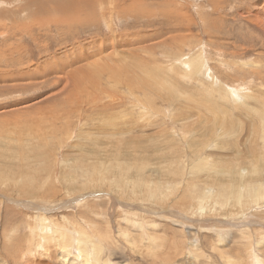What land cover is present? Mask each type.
Masks as SVG:
<instances>
[{
    "label": "rangeland",
    "instance_id": "1",
    "mask_svg": "<svg viewBox=\"0 0 264 264\" xmlns=\"http://www.w3.org/2000/svg\"><path fill=\"white\" fill-rule=\"evenodd\" d=\"M0 264H264V0H0Z\"/></svg>",
    "mask_w": 264,
    "mask_h": 264
},
{
    "label": "bare ground",
    "instance_id": "2",
    "mask_svg": "<svg viewBox=\"0 0 264 264\" xmlns=\"http://www.w3.org/2000/svg\"><path fill=\"white\" fill-rule=\"evenodd\" d=\"M193 61V60H192ZM190 64V63H189ZM189 66V65H188ZM190 67V66H189ZM189 69V68H188ZM193 69H195V66H194V68ZM188 71V70H187ZM190 72V71H189ZM200 73V72H199ZM76 74V73H75ZM231 92V91H230ZM235 92V91H234ZM233 96V95H232ZM231 96V97H232ZM236 99V98H235ZM232 101V100H231ZM240 101V100H239ZM234 102H235V100H234ZM236 103V102H235ZM48 224V223H47Z\"/></svg>",
    "mask_w": 264,
    "mask_h": 264
}]
</instances>
